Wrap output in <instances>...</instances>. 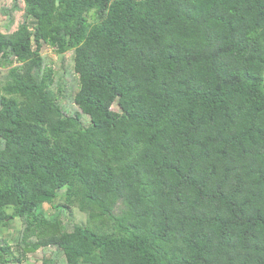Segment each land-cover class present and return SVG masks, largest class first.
Wrapping results in <instances>:
<instances>
[{
	"label": "trees",
	"instance_id": "1",
	"mask_svg": "<svg viewBox=\"0 0 264 264\" xmlns=\"http://www.w3.org/2000/svg\"><path fill=\"white\" fill-rule=\"evenodd\" d=\"M0 66V264H264V0H0Z\"/></svg>",
	"mask_w": 264,
	"mask_h": 264
},
{
	"label": "rangeland",
	"instance_id": "2",
	"mask_svg": "<svg viewBox=\"0 0 264 264\" xmlns=\"http://www.w3.org/2000/svg\"><path fill=\"white\" fill-rule=\"evenodd\" d=\"M43 53L48 55L51 59L55 60L56 62L59 59V56L55 54L53 49L48 46H46L43 49ZM8 70H9V67L0 66V79L1 80L5 79L8 73ZM63 101L65 103V100ZM114 109L115 110L118 109L117 105L114 106ZM64 192H65V189L61 191V194ZM63 202H64L63 200H57L56 205L63 204ZM43 211H44V214L48 216V218H52L57 213L61 212V211H57V209L54 208V206L50 204L43 205ZM61 217L62 219H64L66 223H70V224H72L71 222H74V223H85L86 222V216L75 208L71 209L70 211L66 213L64 212L63 214H61ZM13 226L17 232L22 231L24 227L23 222L19 219L15 220ZM45 257L52 258L56 264H66L64 255L60 253V250L58 248L53 247V246L49 248L41 249L35 254L28 255L26 257V261L23 262L22 264H43V259Z\"/></svg>",
	"mask_w": 264,
	"mask_h": 264
}]
</instances>
